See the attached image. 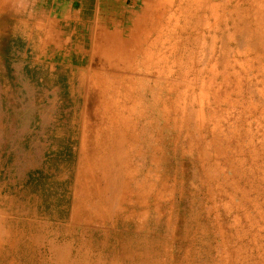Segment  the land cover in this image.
<instances>
[{"label":"rangeland","instance_id":"obj_1","mask_svg":"<svg viewBox=\"0 0 264 264\" xmlns=\"http://www.w3.org/2000/svg\"><path fill=\"white\" fill-rule=\"evenodd\" d=\"M149 1L0 0V264H264V0Z\"/></svg>","mask_w":264,"mask_h":264},{"label":"crops","instance_id":"obj_2","mask_svg":"<svg viewBox=\"0 0 264 264\" xmlns=\"http://www.w3.org/2000/svg\"><path fill=\"white\" fill-rule=\"evenodd\" d=\"M69 2H71V4H70V7H69V9L72 7L71 5L72 4H74V2H75V0H68ZM150 1H156L157 2V0H150ZM150 1L148 2V4H146V9L142 12V14H141V16H143V17H141V18H139V19H142V21H139V22H144L145 23V25H147L149 22L151 23L152 22V20H150L151 19V14L149 13V12H151V5H150ZM156 2H155V4H156ZM96 7V6H95ZM112 15H113V11H112V14L111 15H109V17H110V22H114L115 20L113 19V17H112ZM68 21V20H67ZM109 21V20H108ZM143 27H142V24H140V23H138V24H135V25H133V27L132 28H129L127 31H129L130 32V36H129V34L127 35V36H121V33H118V34H115V32H114V30H113V28H111V31L110 32H108V34L105 36V38L106 39H109V38H116L117 40H118V47H120V49L124 46V44H125V42L127 41V42H129V41H131V40H135V38L140 34L141 35V33L143 32ZM128 32V33H129ZM92 38V37H91ZM94 38H96L95 37V35H93V38H92V41L94 40ZM127 39V40H126ZM137 41V40H136ZM112 49H114V48H112ZM117 49V48H116ZM110 52H112V51H109V53ZM120 52H118L117 54H119ZM117 116H119V117H117ZM122 115L118 112V113H115L114 115H111L110 117H111V120H114L115 122H116V120H119V123L121 122L122 123V125L124 126H126V131H127V127H128V122H127V119L126 118H124V120H123V118L121 117ZM113 125V124H112ZM113 126H117V125H113ZM114 128V127H113ZM121 129H119L118 127L114 130V131H120ZM121 132V131H120ZM123 133V132H122ZM128 133V132H127ZM121 134V133H120ZM124 135H126V132H124L123 133ZM111 150H113V149H111ZM84 155H85V152L84 151H82L81 152V154H80V162L83 160L82 158L84 157ZM104 163H107L108 162V158L106 157L105 158V160L103 161ZM82 168H84V166L83 167H80V170H79V173L81 172V170H82Z\"/></svg>","mask_w":264,"mask_h":264}]
</instances>
